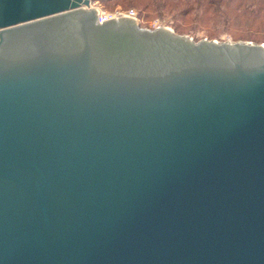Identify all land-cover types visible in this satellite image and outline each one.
I'll return each instance as SVG.
<instances>
[{"label":"water","instance_id":"water-1","mask_svg":"<svg viewBox=\"0 0 264 264\" xmlns=\"http://www.w3.org/2000/svg\"><path fill=\"white\" fill-rule=\"evenodd\" d=\"M0 0V264H264V44Z\"/></svg>","mask_w":264,"mask_h":264},{"label":"rangeland","instance_id":"rangeland-1","mask_svg":"<svg viewBox=\"0 0 264 264\" xmlns=\"http://www.w3.org/2000/svg\"><path fill=\"white\" fill-rule=\"evenodd\" d=\"M248 1L249 3L255 4V0H246V3ZM157 2L161 3L163 1ZM157 2L148 3V0L94 1L91 6L108 15H113L118 12L127 13L134 11L136 15L135 19L141 28L153 29L155 27H166L172 32L173 29H176L177 33H173L188 36L193 41L200 39L215 40L218 42L233 41L234 38L239 37L264 35L255 26L247 27L243 22L230 21L231 19H227V21L219 19L221 18L219 13L224 7L223 4L218 6L219 12L216 13L209 11H189V7L192 5L191 0H167L166 6L161 9H156ZM144 5H147V8H142ZM234 5L230 4L228 7L232 9ZM216 14L218 15L215 16ZM261 44H264V42Z\"/></svg>","mask_w":264,"mask_h":264},{"label":"trees","instance_id":"trees-1","mask_svg":"<svg viewBox=\"0 0 264 264\" xmlns=\"http://www.w3.org/2000/svg\"><path fill=\"white\" fill-rule=\"evenodd\" d=\"M99 2H107L111 0H92ZM151 1H163L157 2L156 9H161L166 6V1L164 0H148V3H153ZM191 7L189 11L195 12H219V7L221 4L224 5L223 10L219 13V16L222 20L231 19L230 21H239L243 22L247 27L255 26L264 34V0H255V4L246 3V0H191ZM230 4H235L231 9L228 6ZM142 8H147V5H144ZM240 8V9H239ZM217 9V10H216ZM216 14L215 16H217ZM173 32L177 33L176 29H173ZM245 40L252 41L256 44H261L264 42V35H257L256 37H239L234 38L233 41Z\"/></svg>","mask_w":264,"mask_h":264},{"label":"built area","instance_id":"built-area-1","mask_svg":"<svg viewBox=\"0 0 264 264\" xmlns=\"http://www.w3.org/2000/svg\"><path fill=\"white\" fill-rule=\"evenodd\" d=\"M122 16H126L129 18H135L136 17L134 11H130L127 13L118 12V13H115L113 15L104 14V13L99 11L98 22L102 23V22L108 21L110 19H114V18H118V17H122Z\"/></svg>","mask_w":264,"mask_h":264}]
</instances>
